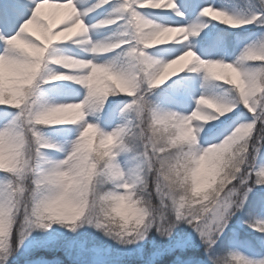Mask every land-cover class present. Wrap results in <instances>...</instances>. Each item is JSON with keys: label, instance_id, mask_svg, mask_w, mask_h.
<instances>
[{"label": "clouds", "instance_id": "clouds-1", "mask_svg": "<svg viewBox=\"0 0 264 264\" xmlns=\"http://www.w3.org/2000/svg\"><path fill=\"white\" fill-rule=\"evenodd\" d=\"M139 6H172V0H140ZM72 11L74 14L75 10ZM132 19L133 38L140 50L135 56H124L115 65L133 78L139 74L141 87L149 78L163 83L176 74L172 66L184 54L163 60L145 49L187 39V32L139 14ZM220 22L232 27L249 23L233 17ZM79 32H86L82 22ZM124 42L117 39L102 50L110 51ZM6 44L31 58L30 62L17 65L0 54V68L8 64L21 69L17 89L7 94L0 92V103L18 105L27 99L23 88L39 72L45 50L19 34L8 38ZM245 61H264V34L245 46L235 62L200 61L193 54L190 70L199 69L211 81L229 88L201 94L190 113L165 110L153 115L147 108L143 113L134 110V125H125L123 135L107 133L104 138L98 134L97 125L88 123L79 133L78 148L74 147L63 159L49 157L36 147V144L44 146L42 137L33 140L26 133H18L9 153L0 142V169L12 174L0 184V264H6L32 231L46 230L54 222L75 229V222L81 217L84 219L79 226L86 223L96 228L99 224L97 229L123 244L146 239L153 228L158 236L170 238L180 223L192 227V219L203 220L205 231L212 233L210 244L207 238L201 239L208 252L231 217L244 210L253 188L264 185V115L237 121L222 138L206 145L201 143L206 124L219 120L241 104L249 113L258 110L264 113V66L255 69ZM52 62L65 68L86 66V62L73 60L71 56ZM45 77L49 81L74 80L97 97L107 95L106 89L113 87L129 96L135 95L127 79L108 73L92 83L51 69ZM86 115L83 101L51 103L36 122L75 124ZM117 150L135 151L138 157L135 167L126 172L116 159ZM109 184L112 186L106 187ZM244 223L264 234V215L249 211ZM209 259L212 264H264V257L252 258L238 249L210 255Z\"/></svg>", "mask_w": 264, "mask_h": 264}, {"label": "rangeland", "instance_id": "rangeland-1", "mask_svg": "<svg viewBox=\"0 0 264 264\" xmlns=\"http://www.w3.org/2000/svg\"><path fill=\"white\" fill-rule=\"evenodd\" d=\"M59 1L48 0L46 4V7H52L53 11H56V13H51L48 18V21L53 25V31L62 27L63 18L68 11L66 8L54 6L60 4ZM2 2L3 0H0V3ZM29 2L31 7L26 10V14L19 17L18 22L9 20L0 25V35L4 37L12 35L19 29L20 25L18 24H21L20 21L23 18H30L31 11L37 0H29ZM118 2L119 0H111L110 4L101 7L96 17L88 16L90 12L83 16L85 24L88 26L95 25L97 21L109 16L112 5ZM173 2L175 7L172 9L138 8V11L161 25L199 24L201 27L194 34L188 35L187 39L145 49L148 54L158 59H172L184 50L191 49L201 59H222L234 62L245 46L264 34V24L259 22V17H257L256 21L239 27L220 23L221 25H216L217 30L220 29V31L218 34H213V32L208 31V27L210 24L219 23V21L200 14L201 8L210 4L230 14L250 18L254 14L264 11L261 7L264 5V0H173ZM75 3L78 10H83L95 3V0H75ZM112 15H115V13H112ZM99 28L100 30H96L90 27L87 36L78 40L56 42L53 45V51L58 55L93 60L96 63L119 64L121 59L124 58V52L127 49L126 45L104 55L95 54L88 50L91 44L86 41L108 43L117 39L127 38V32L130 29L126 21L121 20L118 23ZM122 33L124 34L123 37L121 36ZM4 47L5 40L3 43H0V52L3 51ZM76 51H78L77 54L75 53ZM73 54L77 56H73ZM190 59L186 58V61ZM186 61H181L173 69L176 72L180 71L181 66ZM56 70L64 71L59 66H56ZM65 71L70 72L72 70ZM173 79H175L174 83L158 95L155 107L159 110H173L187 114L196 107L195 99L201 94L225 89L220 82L205 80L203 72H191L186 69L170 77L164 84ZM37 84V97L49 104L78 101L82 100L86 95V88L71 80L51 81L47 83L38 80ZM156 86H159V84ZM111 96L107 98L99 110L88 111L85 119L96 123L102 131H111L118 126L134 125V110L122 111L125 105L134 99V97L127 94L119 95L118 93L115 96L117 99ZM18 111V108L15 106L0 105V128H3L12 121ZM251 116L252 113H249L242 104L239 105L233 112L228 113L219 120L206 124L204 131L201 133V143L206 145L217 141L226 132L224 131L222 134L217 135L222 129H229L235 122L249 119ZM53 126L61 127L62 129L52 132L38 126L44 136L50 138L60 146L57 149H44V153L55 159H63L71 149L72 142L79 135V131L81 130L80 122ZM117 151L118 155L116 159L126 172L135 167L138 161L135 151ZM11 175L0 170V184L5 183ZM252 194H256L259 197L260 210L257 213L264 215V185L255 186L249 197ZM236 213V218L233 219L232 224L229 226V231L226 233L228 249H238L252 258L264 257V234L253 230L248 224L244 223L248 216L242 211ZM83 219L81 217L80 220L75 222L77 225L75 229L59 222H54L46 230L37 229L32 231L31 235L23 241L19 250L7 258L6 264H55L54 259H49L41 253L42 250L64 254V257L75 260L80 264H153L162 255L170 253L176 248H185L194 244L196 246L200 244L205 246L195 230L179 232L177 229L173 231L170 238H162L156 234V231L150 236L151 231L147 238L142 241L123 244L92 225L85 223L83 226H79ZM225 232L224 230L222 234ZM16 238L17 234L14 230V242ZM221 253L224 252L219 245L215 244L208 252H204L205 256L201 259L188 258L186 261L177 259V262L175 261L172 264H212L209 256Z\"/></svg>", "mask_w": 264, "mask_h": 264}, {"label": "snow or ice", "instance_id": "snow-or-ice-1", "mask_svg": "<svg viewBox=\"0 0 264 264\" xmlns=\"http://www.w3.org/2000/svg\"><path fill=\"white\" fill-rule=\"evenodd\" d=\"M47 3H48V0H37V2L34 5V8L31 11L30 18L24 20V22L20 25L19 29L15 33L7 37L0 35V40H5V47L3 51L0 52V54H2L6 60H12L17 65L30 62L31 58L28 57L23 52L9 49L6 44V41L8 40V38L19 34L21 37H23L33 46H38L45 50L44 56L41 58V61H40L41 68L39 72L33 78L32 83L30 85L24 86L23 88V91L27 99L23 103H20L18 105L8 103V102L0 103V105L15 106L19 110L12 121H10L3 128H0V142H2V146L6 153L11 152L13 137L18 133H26V135L28 137H31L33 140H35L38 137H42L41 143L44 146H41V144H36V147L39 148L40 151L43 153H44V149H57L60 147L56 142L44 136L40 128L38 127V126H44L46 124L36 122L37 120L41 119L44 110L49 105V103L44 102L37 97L36 95V89L38 87L37 81L40 80L43 83L51 82L46 79L45 73L48 72L49 69H51V71L53 72L57 71L56 66L62 67L64 69V71H60V72H64L70 76H76V77L83 78L89 83L94 82L97 78L103 76L105 73H108L114 76L124 77L125 79L129 81L131 87L135 91V95L133 96L134 99H132L128 104H126L125 108L122 109V111L137 110L143 113L145 109L147 108V110L152 112L153 115H159L162 112V110H159L158 108L154 106V104L149 98V94L151 90L156 87V86L152 87L150 85H152L153 83H155L156 85L158 84L162 85L168 79L165 80L163 83H160L159 81L153 82L149 78L145 80L144 86L141 87L138 83L140 79L139 74H137V76L133 78L129 76L126 72H124L123 69L116 66L114 63H96L93 60L80 59V58H76L72 56L71 57L73 60L86 62V66L82 68H65L63 64H55L52 62L53 59L55 58L68 57V55H58L53 51V45L56 42L69 41L73 39L78 40L79 38L87 36V33L89 32L90 27L95 28V27H101V26H108V25L118 23L121 20L126 21L130 31L127 32V38H121L125 42L120 43L119 47L117 48H122L123 46L126 45L127 49L124 52V56H127L129 54H131L132 56L137 55L141 46L138 45L137 41L133 38L135 36V29H134L135 22L133 21L132 18L136 16L137 14H139L140 16L145 17L147 20H151L138 11V8H141L139 6L140 0H119L118 3L112 5L109 16L97 21L95 25H91V26H88L85 24L83 20V16L87 15L89 12L95 11L97 8H101L106 4H110L111 0H95V3L87 6L83 10H78L75 0H67V3L62 4V5L56 4L54 6L57 8L63 7V8L68 9L66 15L63 18L62 27L56 31H53V27L51 23L48 21V18L44 16L42 13V9ZM29 7H31L29 0H3V2L0 3V25H3L6 21H9V20L19 19V17L22 16ZM174 7L175 5L172 0V6H165V7H159V8H151V9H172ZM261 7L262 9H264V5H262ZM73 9L75 10L74 14L72 11ZM206 10H207V14H204ZM112 13H115V15H112ZM200 14L203 16L212 18L219 22L222 20L221 18L224 19L225 17H233L234 19L247 20L249 21V23H251L253 21H256L257 17H259V22L264 24V11L254 14L250 18H244V17L230 14L222 9L213 7L212 5L209 4L201 8ZM253 17L255 18L253 19ZM73 21H78V22L73 23ZM80 22H82L86 26V32H84L83 34L79 32ZM244 24H247V23H244ZM244 24H240L239 26H242ZM225 25H228V24H225ZM30 26H35L36 30H32ZM168 26H171L177 29L186 30L187 36L190 34H194L196 30L199 27H201V25L199 24L168 25ZM72 33H75V34H72ZM121 36L123 37L124 34L122 33ZM178 41H174V42H178ZM86 42H89L91 44L90 49H95V50H90L92 53H95V54H104V53H108L112 50L117 49V48H112L110 51L102 50L106 46V44L115 43L116 41L108 42V43H103V42L92 43L90 41H86ZM182 53L184 55L181 57L180 61H177V64H179L181 61H186V58H191V59L186 61V63L181 66L183 67V70L176 72V74L186 69L191 72H200L199 69H197L196 71L190 70L191 65L189 62L192 60L193 54H195V56L198 57L197 54L191 49L184 50ZM182 53H180L179 55H175L174 58L177 56H181ZM199 60L208 61V60L201 59V58H199ZM216 60H222V59H216ZM223 61L228 63V61H225V60ZM245 63L253 66L255 69H259L262 66H264V61H245ZM65 70H72V71L69 72ZM20 71L21 69L19 67H13L8 64H6L3 68H0V92L7 94L17 89L18 87L17 81L19 79ZM173 76L174 75H172L171 77ZM204 78L205 80H210L208 76H204ZM71 81H74V80H71ZM80 85L83 86V84H80ZM106 91L108 93L107 95L102 96V97H97L95 96L94 93L89 92V90L86 88V95L84 96L82 100L66 102V103H77L78 104L81 101H83L85 111L88 112L91 110H99L103 106L107 98L112 94H116V93L126 94L124 90H121L118 87L109 88V89H106ZM196 99H195V103H196ZM252 115H253V118H255V116L264 115V113H260L258 110L257 113L252 114ZM79 122H80V128H81L79 133L83 130L84 126L88 123L97 125L96 123L89 122L86 119L81 120ZM98 130H99L98 134L101 136V138H104L107 133H114L120 136V135H123L124 132H126V128H124V126H118L117 128L111 131H102L99 127H98ZM226 130L227 128L222 129L220 133H217V135L222 134ZM33 133H36L37 136L32 137ZM78 137L72 142L71 149L67 152L64 158L68 156V153L71 152L74 147L78 148L79 143H80ZM0 170H3V169H0ZM6 173L11 174L9 172H6ZM191 224H192V228L195 229V231L199 234L200 238L201 239L207 238L210 244L212 233L205 231V221L203 220L198 221L196 219H192ZM96 228H100V225L97 224ZM20 238H22V235Z\"/></svg>", "mask_w": 264, "mask_h": 264}, {"label": "trees", "instance_id": "trees-1", "mask_svg": "<svg viewBox=\"0 0 264 264\" xmlns=\"http://www.w3.org/2000/svg\"><path fill=\"white\" fill-rule=\"evenodd\" d=\"M212 26V25H211ZM171 82L162 86H159L153 90H151L150 92V100L152 101V103L155 104L157 103L158 100V95L160 93H162L163 91H165L166 89L169 88ZM224 87H226L227 85H224ZM136 123V121H135ZM134 123V124H135ZM50 130H57L56 128L50 127ZM111 184L106 185V187H110ZM258 206V196L252 194L249 199L247 200L246 204H245V208L244 210H242V212L245 215H248V212L251 211H255L257 209ZM236 215H233L231 217V219L228 221V225L225 227V231L226 233L229 230V226L232 224L231 222L233 221L234 218H236ZM235 221V220H234ZM175 229L179 230V232H190L193 231L194 229L189 226L186 223H180L178 227H176ZM155 229L153 228L152 232L150 233V236H152V234H154ZM221 234L219 236V239L216 240V245H219L221 250L223 252H226L228 250V246H227V234ZM205 248L206 245L203 246V244H200L198 246H196V244L191 245V246H187L185 248H176L173 251H171L170 253H165L164 255H162L160 258H158L153 264H172L174 263L177 259H181L183 261H186L188 258H202L205 256L204 252H205ZM41 253H43L47 258L49 259H54L55 264H80L79 262L75 261V260H71L69 258L64 257V254L61 253H55L54 251L50 252L47 250H42ZM177 262V261H176ZM13 264V263H12Z\"/></svg>", "mask_w": 264, "mask_h": 264}, {"label": "bare ground", "instance_id": "bare-ground-1", "mask_svg": "<svg viewBox=\"0 0 264 264\" xmlns=\"http://www.w3.org/2000/svg\"><path fill=\"white\" fill-rule=\"evenodd\" d=\"M61 5H62V4H61ZM45 10H46V4H45L44 8L42 9V13H44ZM14 21L18 22V19H15ZM20 22H21V21H20ZM22 23H23V21H22ZM30 28H32L33 30H36V29H35V26H30ZM0 41H2V40H0ZM172 67L175 68L176 65H174V66H172Z\"/></svg>", "mask_w": 264, "mask_h": 264}]
</instances>
